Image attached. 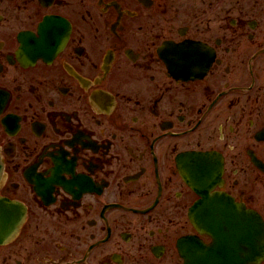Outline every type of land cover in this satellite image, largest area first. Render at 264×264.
Instances as JSON below:
<instances>
[{"label": "flooded vegetation", "instance_id": "flooded-vegetation-1", "mask_svg": "<svg viewBox=\"0 0 264 264\" xmlns=\"http://www.w3.org/2000/svg\"><path fill=\"white\" fill-rule=\"evenodd\" d=\"M194 150L264 217V0H0V264H184Z\"/></svg>", "mask_w": 264, "mask_h": 264}, {"label": "water", "instance_id": "water-1", "mask_svg": "<svg viewBox=\"0 0 264 264\" xmlns=\"http://www.w3.org/2000/svg\"><path fill=\"white\" fill-rule=\"evenodd\" d=\"M224 263L221 260H216V261H210L208 264H221Z\"/></svg>", "mask_w": 264, "mask_h": 264}, {"label": "bare ground", "instance_id": "bare-ground-1", "mask_svg": "<svg viewBox=\"0 0 264 264\" xmlns=\"http://www.w3.org/2000/svg\"><path fill=\"white\" fill-rule=\"evenodd\" d=\"M207 182V184H211L212 183V180L211 179H209L208 181H206Z\"/></svg>", "mask_w": 264, "mask_h": 264}]
</instances>
